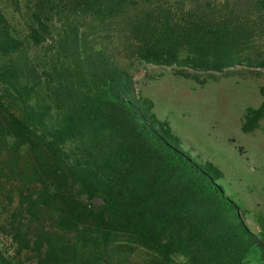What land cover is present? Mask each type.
<instances>
[{"label":"trees","instance_id":"16d2710c","mask_svg":"<svg viewBox=\"0 0 264 264\" xmlns=\"http://www.w3.org/2000/svg\"><path fill=\"white\" fill-rule=\"evenodd\" d=\"M2 1L0 146L10 158L0 177L39 187L23 195L33 220L52 222L37 230L39 264H122L136 249L152 256L146 264H264V224L254 232L221 171L172 143L132 72L73 18L52 19L53 0H36L24 34ZM71 1L116 22L136 59L175 75L203 84L264 69V0ZM44 45L50 63L34 55ZM263 119L264 102L248 108L243 131ZM16 239L30 247L19 230ZM0 264L17 262L0 248Z\"/></svg>","mask_w":264,"mask_h":264},{"label":"rangeland","instance_id":"374dc122","mask_svg":"<svg viewBox=\"0 0 264 264\" xmlns=\"http://www.w3.org/2000/svg\"><path fill=\"white\" fill-rule=\"evenodd\" d=\"M2 2L16 33L24 34L32 21L36 0ZM52 4V19L73 18L81 32H87L93 46L106 48L132 72L136 93L154 102L153 112L161 123L167 124L172 143L198 164L205 168L213 165L221 171L219 183L240 205L250 228L260 233L259 223L264 224V119L251 133L244 132L242 125L248 108H258L264 102V69H237L241 73L198 83L175 75L174 67L136 59L130 52L128 33L121 31L116 22L107 19L103 26L98 19L83 15L71 0H53ZM257 45L261 47L263 43ZM33 52L50 63L55 51L44 45ZM9 158V148L1 145L0 169ZM38 188L28 187L16 178L0 177V248L17 264H39L35 251L37 230H51L50 220H33L23 205V195L37 193ZM18 230L30 241L29 248L16 239ZM151 257L136 249L123 258L122 264H146Z\"/></svg>","mask_w":264,"mask_h":264},{"label":"water","instance_id":"95a60500","mask_svg":"<svg viewBox=\"0 0 264 264\" xmlns=\"http://www.w3.org/2000/svg\"><path fill=\"white\" fill-rule=\"evenodd\" d=\"M92 204H93L94 206H101V205H104L105 202H104L103 199L98 198V197H95V198H93V200H92Z\"/></svg>","mask_w":264,"mask_h":264}]
</instances>
